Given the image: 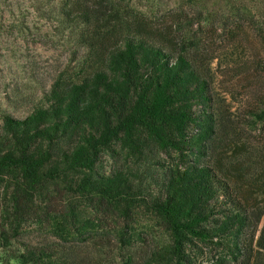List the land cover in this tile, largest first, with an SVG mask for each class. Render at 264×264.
Masks as SVG:
<instances>
[{
    "label": "trees",
    "instance_id": "trees-1",
    "mask_svg": "<svg viewBox=\"0 0 264 264\" xmlns=\"http://www.w3.org/2000/svg\"><path fill=\"white\" fill-rule=\"evenodd\" d=\"M185 1L161 15L62 1L76 66L23 118L1 116L0 264H264V148L243 138L264 123V96L242 121L210 93L218 30L229 52L248 34L264 52V0ZM104 153L121 162L103 169ZM137 208L161 228L150 243L134 232ZM26 226L42 238L24 240ZM83 244L92 257H78Z\"/></svg>",
    "mask_w": 264,
    "mask_h": 264
},
{
    "label": "rangeland",
    "instance_id": "rangeland-1",
    "mask_svg": "<svg viewBox=\"0 0 264 264\" xmlns=\"http://www.w3.org/2000/svg\"><path fill=\"white\" fill-rule=\"evenodd\" d=\"M62 1L0 0V128L2 114L8 113L23 118L41 101L43 93L48 90L57 75L61 72H71L79 60L80 52L76 55L71 36L58 27V9ZM127 1L147 14L155 9L157 15L179 5L183 8L189 6L185 0ZM217 34H220L219 30ZM218 35L217 49L214 52L217 58L211 62L212 103L224 116H235L243 121V118H247V107L257 104L264 96V71L252 66L256 59H264V52L260 42L252 34H248L249 37L244 41L245 48L235 53L225 50ZM212 36L216 37L215 34ZM243 128L246 130L243 138L252 152L264 148V123L250 128L246 125ZM256 154H253L254 166L248 170L254 176L262 167ZM115 162L118 165L121 159L111 158L107 153L100 158L101 167L105 170L112 168ZM134 213V232L146 235L148 243L151 239L154 240V237L161 236V228L151 213L143 208L135 209ZM106 223L104 230L112 232L116 220L108 217L107 222H102L103 225ZM30 228L33 227H25L23 239L31 243L40 240L42 236L37 237L30 233ZM47 238L53 240V235ZM109 238L113 242L112 236ZM107 241L105 238L104 242ZM140 243L136 240L133 244L136 252L141 249ZM78 250L79 258L92 257L94 253L87 244L79 245ZM207 259L203 257L201 260L206 262Z\"/></svg>",
    "mask_w": 264,
    "mask_h": 264
}]
</instances>
